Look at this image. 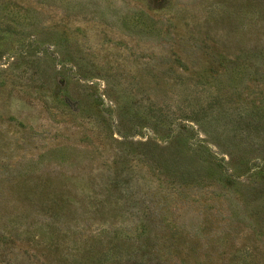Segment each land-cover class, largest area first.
<instances>
[{
  "label": "rangeland",
  "instance_id": "rangeland-1",
  "mask_svg": "<svg viewBox=\"0 0 264 264\" xmlns=\"http://www.w3.org/2000/svg\"><path fill=\"white\" fill-rule=\"evenodd\" d=\"M0 264H264V0H0Z\"/></svg>",
  "mask_w": 264,
  "mask_h": 264
}]
</instances>
